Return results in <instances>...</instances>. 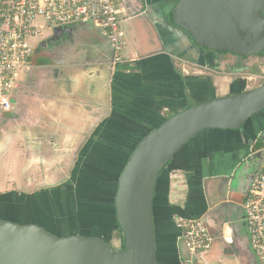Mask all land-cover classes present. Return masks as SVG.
I'll use <instances>...</instances> for the list:
<instances>
[{
  "label": "crops",
  "instance_id": "obj_1",
  "mask_svg": "<svg viewBox=\"0 0 264 264\" xmlns=\"http://www.w3.org/2000/svg\"><path fill=\"white\" fill-rule=\"evenodd\" d=\"M161 1L121 3L127 46L118 64L108 39L92 24L62 27L61 36L44 45L53 46L48 53L52 58L43 52L40 57L37 45L53 31L37 40L31 69L12 100L14 123L25 118L32 123L0 143V193L16 186L53 185L52 172L25 178L32 166L47 163V148L50 155L52 146L57 156L77 154L79 169L82 156L94 148L93 139L109 132L108 124L115 126L109 133L119 140L112 145L115 150L123 145L125 129L155 126L170 107L182 110L252 89L253 76H226L213 66L199 65L190 51L191 42L171 22L167 8V14L161 10ZM130 10L135 13L130 15ZM23 140L31 146L29 153L34 150L42 157H25L20 148ZM239 160L241 132L235 131H205L181 152L168 177L164 200L156 206L158 264H193L175 218L205 220L214 244L199 264H258L244 210L249 187L241 185V175L233 181Z\"/></svg>",
  "mask_w": 264,
  "mask_h": 264
},
{
  "label": "water",
  "instance_id": "obj_2",
  "mask_svg": "<svg viewBox=\"0 0 264 264\" xmlns=\"http://www.w3.org/2000/svg\"><path fill=\"white\" fill-rule=\"evenodd\" d=\"M167 10L191 45L239 57L264 53V0H177ZM63 30L54 29L39 47L54 43ZM262 112L264 84L186 106L149 132L127 161L113 201L111 226L122 233L121 250L98 236L58 237L37 224L0 219V264H158L155 224L157 202L163 199L156 198L161 177L174 170L173 161L201 133L242 131Z\"/></svg>",
  "mask_w": 264,
  "mask_h": 264
},
{
  "label": "flooded vegetation",
  "instance_id": "obj_3",
  "mask_svg": "<svg viewBox=\"0 0 264 264\" xmlns=\"http://www.w3.org/2000/svg\"><path fill=\"white\" fill-rule=\"evenodd\" d=\"M124 1L126 2V0H118L119 8ZM161 2L160 8L165 10L168 6L175 4L177 0H162ZM129 13L131 15L135 12L130 10ZM176 29L187 37L180 28L177 27ZM190 51L199 65L213 66L220 69L226 76L244 77L248 75L255 77L254 79H257V82L252 83L251 90L264 84V70H261L264 69V53L239 57L231 53L203 50L194 44H192ZM193 105L190 104L188 107ZM176 108L170 107L167 109L165 114H162L161 121L163 122L180 112L181 109ZM2 119L0 118V121ZM250 120L251 122L242 131L241 129L235 131L241 132V161L236 162L238 165L234 173L237 172V175H241V185L245 188L249 187L248 193L255 178L264 167V156L262 154L264 149V112L259 113ZM157 124L139 129L136 127H134L135 129H125L123 145L116 147L115 152L111 151L112 146L110 144L113 138L109 133L114 125L108 124L109 132H103L96 139H93L94 148L84 155L82 154L84 161L82 167H79L82 174L80 175L77 171L76 177L73 176L70 182L66 183L68 185L64 193L59 194L51 201L46 198L47 192H51L48 189L42 190V193L12 194L7 199L0 197V219L24 225L37 224L58 237L72 235L98 236L116 250H121L123 248L122 233L120 229L111 226L113 217L111 210L117 195L118 181L127 161L135 150L134 146L136 147L146 133L155 129ZM212 130L218 132L228 131ZM98 154H101V156L106 154L105 158H109V160L103 162L102 159L104 158L100 157L101 160L99 161L97 159ZM173 162L171 165L175 167L178 162ZM93 168L97 169L95 176L88 177L84 171ZM82 192L84 197L81 198ZM155 234H157L156 224ZM114 240L119 243V248L113 244L112 241Z\"/></svg>",
  "mask_w": 264,
  "mask_h": 264
},
{
  "label": "built area",
  "instance_id": "obj_4",
  "mask_svg": "<svg viewBox=\"0 0 264 264\" xmlns=\"http://www.w3.org/2000/svg\"><path fill=\"white\" fill-rule=\"evenodd\" d=\"M120 13L118 0H0V118L11 110L14 91L31 69L35 43L56 28L92 24L108 39L114 63L123 62L127 39ZM244 208L251 248L264 264V167ZM175 223L188 254L205 262L214 244L207 225L202 219L175 218Z\"/></svg>",
  "mask_w": 264,
  "mask_h": 264
},
{
  "label": "rangeland",
  "instance_id": "obj_5",
  "mask_svg": "<svg viewBox=\"0 0 264 264\" xmlns=\"http://www.w3.org/2000/svg\"><path fill=\"white\" fill-rule=\"evenodd\" d=\"M122 28V26H121ZM123 30V28H122ZM124 31V30H123ZM126 33V31H124ZM126 39H127V34H126ZM38 46V53L41 54L42 52L46 55V57H49V58H52L50 55L48 56V53H50L52 50L50 48H53V46H51L50 48L48 47H45V48H41L39 47L40 45H37ZM40 57L43 58V55L41 54ZM45 60V59H43ZM52 60V59H51ZM262 71L264 69H261ZM25 77V76H24ZM243 81H247L245 78H242ZM241 79V80H242ZM253 83L254 82H257V79L254 81H252ZM245 83V82H244ZM252 88V86H250ZM249 87V88H250ZM13 103V102H12ZM13 108V106H12ZM9 111V114L6 115L5 117H2L3 119L0 121V143L4 140L5 137L7 136H11L13 132L15 131H20L21 128L23 129H26L25 126H27V123L31 122L29 119L25 120L23 119L20 123H14V118H12V115H13V112H14V109H12ZM10 122V123H9ZM9 123V124H8ZM32 123V122H31ZM6 125H8L7 127H5ZM49 144V142H48ZM22 151L24 152L25 154V157L28 156V159H40L42 157V155H35L33 154L34 150L32 153H29V150L31 149V146H29L28 144L26 145L25 141H21V147ZM52 148H56L55 146H52L51 147V155L48 154L49 152L47 151V149L44 151V157H46L48 159L47 163L45 162H39L38 166H32V171L29 170L28 173L26 174L25 178L29 177L31 174L34 175H41V174H49L50 172L54 173L56 176H55V181H54V184L53 185H37L35 187H23V189L21 188H18L16 186L15 190L14 187H12L11 191L8 192V190H6L5 194H8V193H12V194H15V195H22L23 193H26V192H29V193H42V190H46L48 189V191H51V192H47V195L49 194L50 196L52 194H59V193H63L64 190L66 189L67 185L66 183L70 182L71 178L75 175H76V161L77 159L79 158L77 154H69V155H56L55 153V150L52 149ZM54 154H53V153ZM12 157L14 156V152L12 153L11 155ZM37 157V158H35ZM56 159H64V163H57L55 162ZM24 183L28 184V185H31L32 182L29 181V180H26L24 181ZM2 194V193H0ZM11 203V202H10ZM245 203H246V200H245ZM113 244L115 246H117L118 248L120 247L119 243L117 241H112Z\"/></svg>",
  "mask_w": 264,
  "mask_h": 264
},
{
  "label": "trees",
  "instance_id": "obj_6",
  "mask_svg": "<svg viewBox=\"0 0 264 264\" xmlns=\"http://www.w3.org/2000/svg\"><path fill=\"white\" fill-rule=\"evenodd\" d=\"M191 105H193V104H191ZM162 123H158L157 125H156V127L157 126H159V125H161ZM155 127V128H156ZM148 135V133H146L145 135H144V137L145 136H147ZM119 142V140H116V139H113V140H111V146L112 145H114V144H116V143H118ZM139 144V143H138ZM138 144L136 145V147L138 146ZM117 145V144H116ZM135 146H134V148H136ZM111 151H116V149L114 150V149H112L111 148ZM105 155L106 154H103L102 156H101V154H98L97 155V159L100 161L101 159H100V157H103L104 159H102V161L104 162V161H108L109 160V158H105ZM173 166V168H174V165H172ZM77 171L80 173V175L82 174L80 171V169L78 170V168L76 169V175H77ZM97 171V169L95 170L94 168L93 169H89V170H86V171H84L85 173H86V175H88V177L89 176H95V172ZM76 175H75V177H76ZM168 177H169V173H166V174H164L162 177H161V181L158 183V187H159V191H158V194H157V199L160 197V196H162L163 197V194H165V191H166V189H167V184H168ZM86 178V177H85ZM88 187V186H87ZM88 189H90L89 187H88ZM64 193V192H63ZM59 194H62V193H59ZM58 193L57 194H54L53 196L51 195H46L47 197L46 198H48V200L49 201H51V200H54L55 199V197H57L58 195H59ZM12 195V193L11 194H0V197H2V198H9V196H11ZM159 195V196H158ZM82 197H84L83 196V192L81 193V198ZM6 202H8L7 200H6ZM103 222V221H102ZM103 225H104V223H103Z\"/></svg>",
  "mask_w": 264,
  "mask_h": 264
}]
</instances>
